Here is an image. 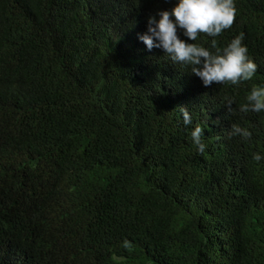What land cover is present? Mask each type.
Segmentation results:
<instances>
[{"label": "trees", "instance_id": "trees-1", "mask_svg": "<svg viewBox=\"0 0 264 264\" xmlns=\"http://www.w3.org/2000/svg\"><path fill=\"white\" fill-rule=\"evenodd\" d=\"M176 3L0 0V264H264V111H240L264 0L215 38L177 29L213 52L243 33L254 78L207 87L138 38Z\"/></svg>", "mask_w": 264, "mask_h": 264}, {"label": "clouds", "instance_id": "clouds-1", "mask_svg": "<svg viewBox=\"0 0 264 264\" xmlns=\"http://www.w3.org/2000/svg\"><path fill=\"white\" fill-rule=\"evenodd\" d=\"M236 11L234 0H178L171 10H158L155 15H150L147 31L138 38L149 50L163 49L173 64L189 66L190 72L199 77L206 87L213 83L239 85L251 81L257 72V65L242 43L243 33L222 49L216 47V40L213 39L214 52L197 43H188L177 34L179 28L191 41H196L201 34L215 38L233 25ZM246 97L247 103L241 105L240 111H264V85H253ZM232 104L233 101L226 98L225 106L229 114L233 111ZM177 110L183 115L184 124L191 125V115L183 102L178 104ZM231 135L248 140L252 133L247 128L233 124ZM191 137L197 150L203 153L206 147L202 140L203 127L196 125ZM253 159L260 161L261 156L254 154ZM124 246L131 248L127 241Z\"/></svg>", "mask_w": 264, "mask_h": 264}]
</instances>
